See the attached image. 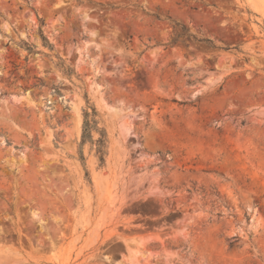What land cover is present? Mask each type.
Listing matches in <instances>:
<instances>
[{"label":"rangeland","instance_id":"obj_1","mask_svg":"<svg viewBox=\"0 0 264 264\" xmlns=\"http://www.w3.org/2000/svg\"><path fill=\"white\" fill-rule=\"evenodd\" d=\"M0 264H264V0H0Z\"/></svg>","mask_w":264,"mask_h":264},{"label":"trees","instance_id":"obj_2","mask_svg":"<svg viewBox=\"0 0 264 264\" xmlns=\"http://www.w3.org/2000/svg\"><path fill=\"white\" fill-rule=\"evenodd\" d=\"M44 43H48L45 38H43ZM206 44L210 45L211 42L208 40H203ZM51 46V45H48ZM211 46V45H210ZM30 50V49H29ZM60 67L63 69V72L66 75H69L73 72L71 68H65L64 65H60ZM87 98V97H86ZM88 100V99H87ZM90 111L87 109L83 112V124H82V133H81V139H80V145H82L85 141L92 142L91 138V132L94 130L98 133V138L94 141L95 147H96V154L98 156L99 163L102 165L104 163V156H105V133L102 129L97 127V113L94 107L89 106ZM80 159L83 161V157L81 154V151H79Z\"/></svg>","mask_w":264,"mask_h":264}]
</instances>
